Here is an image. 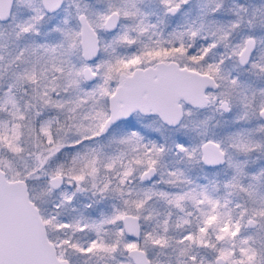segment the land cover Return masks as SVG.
I'll list each match as a JSON object with an SVG mask.
<instances>
[{
  "label": "snow or ice",
  "instance_id": "6c2138e0",
  "mask_svg": "<svg viewBox=\"0 0 264 264\" xmlns=\"http://www.w3.org/2000/svg\"><path fill=\"white\" fill-rule=\"evenodd\" d=\"M0 264H264V0H0Z\"/></svg>",
  "mask_w": 264,
  "mask_h": 264
}]
</instances>
